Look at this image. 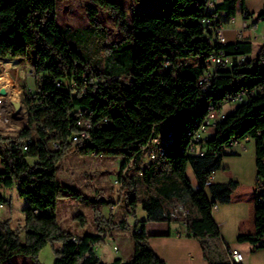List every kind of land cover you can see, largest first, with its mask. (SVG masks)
Returning a JSON list of instances; mask_svg holds the SVG:
<instances>
[{
    "label": "trees",
    "instance_id": "obj_1",
    "mask_svg": "<svg viewBox=\"0 0 264 264\" xmlns=\"http://www.w3.org/2000/svg\"><path fill=\"white\" fill-rule=\"evenodd\" d=\"M61 1L0 0V59L9 66L4 59L22 60L34 49L36 74V89L25 94L28 125L15 135L0 133V189L16 188L28 202L24 240L8 220L0 221V264H41V251L56 241L62 246L55 250L54 264H107L95 247L103 233L128 228L126 220L114 222L97 208L98 234L75 236L50 212L63 197L98 205L58 179V165L73 148L81 155L123 159L126 172L120 180L130 188L129 204L146 212L134 224L131 259L110 264H167L151 247L146 224L181 218L199 239L208 264H232L230 259L213 260L211 243L223 241L214 217L217 203H248L249 216L238 223L237 241L251 244L252 251L264 249V45L247 59L250 42L210 41L221 26L216 12L234 16L239 0H223L215 11L208 10L212 0H166L165 12L135 14L131 20L121 0H89L98 66L65 39L58 24ZM100 9L114 18L123 35L120 41L109 42L107 28L97 18ZM256 16L263 19L264 9ZM220 54L232 57V65L209 64ZM209 71L212 80L202 85ZM70 82L74 85L66 88ZM238 96L242 99L236 107L220 116L224 105ZM79 110L91 127L87 137L74 142L81 130ZM209 117L213 134L194 142ZM167 131L171 136L165 153L143 166L142 147ZM245 139L255 141L256 182H213V173L230 171L223 166L226 150ZM53 141L61 142L59 149H53ZM195 145L200 153L191 152ZM189 166L199 187L187 174ZM129 169L136 173L127 174ZM7 204L0 194V206ZM178 206L187 210L184 217L174 214ZM19 256L29 263L17 261Z\"/></svg>",
    "mask_w": 264,
    "mask_h": 264
},
{
    "label": "rangeland",
    "instance_id": "obj_2",
    "mask_svg": "<svg viewBox=\"0 0 264 264\" xmlns=\"http://www.w3.org/2000/svg\"><path fill=\"white\" fill-rule=\"evenodd\" d=\"M90 4L89 0L61 1L58 8V24L70 46L77 48L91 65L98 66L101 62V56L92 43L95 36L89 30L90 21L87 6ZM120 4L127 10L128 20H131L135 14L165 12L167 10L166 0H144L141 4L133 0H121ZM97 18L106 26L109 42H118L122 39L123 35L110 14L100 9ZM34 59V49H29L28 55L22 60L4 59L11 62L9 66L0 59V89L5 91L4 94L0 93V96L4 99V107L0 115L1 134L15 135L29 123L25 94L36 89V74L32 67ZM68 85L72 86L74 83H67L66 88H68ZM235 107L236 105L226 104L223 108L224 113L233 110ZM213 132L214 130H211L210 134H213ZM243 145L245 149L240 155H229L233 153L226 151L227 154L223 158V163L224 167L226 166L230 171L221 170V172L225 176L229 175L232 179L245 180L243 183H255V141L248 139L243 142ZM232 150L235 154L240 153L236 149ZM144 154L146 153L144 152ZM243 155L246 157H244V162H241L237 157ZM148 163L149 159L144 156L142 165L145 166ZM122 164L123 159L93 154L81 155L73 148L58 165V179L63 185L78 189L90 199L95 198L98 205L85 203V201L78 198L63 197L56 207L50 211L56 215L61 227L73 234H98L97 208L101 210L105 217L113 216L114 222L126 220L129 224L128 228L113 229L114 236L107 237L106 240L103 239L97 245V250L100 249L98 250L101 255L100 258L108 264L112 257L116 255L111 247L114 242L122 250L133 252L132 234L134 224L137 220H143L144 215H146L141 205L133 209L129 204L130 188L124 187L120 180ZM130 166L134 168L133 162H130ZM253 167L255 169L254 178ZM2 168L3 165L0 160V169ZM131 169L127 171V174L136 173L135 170ZM187 174L192 183L198 186V180L191 166L188 167ZM140 184L141 182L137 181L139 188ZM0 194L9 200V204L0 206V221L8 220L9 226L18 232L24 240L26 224L24 209L28 206L27 200L19 195L16 188H2ZM102 200L107 201L103 206L101 205ZM111 204H117L114 213L109 207ZM184 216L182 215V217ZM211 244L214 261H229L230 257L224 247V241H214ZM235 244L236 242L232 245ZM59 248H61V242L48 243L40 253L42 263L53 264L55 250ZM109 255H111V258H108Z\"/></svg>",
    "mask_w": 264,
    "mask_h": 264
},
{
    "label": "crops",
    "instance_id": "obj_3",
    "mask_svg": "<svg viewBox=\"0 0 264 264\" xmlns=\"http://www.w3.org/2000/svg\"><path fill=\"white\" fill-rule=\"evenodd\" d=\"M222 1L223 0H212V10L215 11L216 5ZM263 9L264 0H239L237 3V12L234 16H229L225 10H218L216 12L217 17L221 20V27L227 40L226 43H251L252 51L247 54V59L254 58L260 51L261 46L264 45V18L259 19L256 16V14L263 11ZM246 12H248V15H246ZM246 140L248 139L239 141L233 146V149L240 151L238 155L244 152L245 146L243 142ZM244 157L246 156L243 155L237 158H239L241 162H244ZM241 166L243 167L244 165ZM254 173L255 169L253 167V178ZM229 179L230 176L223 175L221 171L216 172L212 177L213 182H226ZM243 181L242 179L240 180V182ZM195 187H199V182L198 186L196 185ZM248 216L249 205L246 202L217 203L214 209V217L220 227L224 247L227 251L229 248L239 250L244 256L243 264H264V249L252 251L251 244L237 242L238 223L240 220L248 218ZM145 218L146 215H144V219ZM146 231L151 247L167 264H208L204 257L199 239L188 231L187 224L183 218L173 221L148 222L146 224ZM74 235L79 236L83 234ZM101 236L106 240L107 237H113L114 232L107 231ZM235 242L236 244L232 245ZM111 247L116 255L112 257L110 263L116 259H121L123 262H127L131 259L133 252L122 250L116 242H114ZM95 249L99 257H101L98 251L100 249L97 250V246ZM108 258H111V255H109ZM17 261L29 263V261L22 256H19ZM40 262L41 264H45L42 263L41 260Z\"/></svg>",
    "mask_w": 264,
    "mask_h": 264
},
{
    "label": "built area",
    "instance_id": "obj_4",
    "mask_svg": "<svg viewBox=\"0 0 264 264\" xmlns=\"http://www.w3.org/2000/svg\"><path fill=\"white\" fill-rule=\"evenodd\" d=\"M211 8V4L208 7V10H210ZM214 36L210 39L211 42H213L214 40H217L220 43H226V37L224 36L223 33V29L222 27H216L215 31H214ZM233 63V58L230 56H226L224 54H220L217 56H213L210 60H209V64H212V66H215V68L218 65H221L222 67H228L230 65H232ZM212 73L213 71H209L206 76H204L203 78H201L200 83L203 84H207V82H210V80H212ZM242 99V96H238L235 97L233 99H231L229 102H227L226 104H230V105H234L237 102H239ZM225 104V105H226ZM4 105V99L2 98V96H0V115H1V111L3 110V106ZM224 105V106H225ZM79 119H78V125L81 127V130L79 133L75 134L73 136V141L74 142H78L79 139L81 138H85L88 136V130L91 127V124L89 121L85 120L84 118H82V110H79ZM220 116H224V109L221 111ZM214 123L213 118L209 117L205 120V122L200 126L199 130L196 132V134L193 137V141L194 142H201L202 140L207 138V134L210 131V127L211 125ZM168 128V127H167ZM171 136V133L165 132L159 135H155L149 142L147 145L142 147V151L145 152L146 157L149 160L155 159L160 155H163L165 153L166 147L168 145V141L169 138ZM29 143V142H28ZM238 141H236L235 143H233V146L235 144H237ZM61 145L60 141H53L52 142V147L53 149H59ZM233 146L231 148H228L226 151L230 152V153H235L232 149ZM24 149H28L27 145L24 146ZM232 150V151H231ZM201 147L200 145H195L192 149L191 152H196V153H200ZM126 172V169L121 171V175L123 176ZM215 173L212 174L211 178L213 177ZM122 182V181H121ZM110 209L112 210V212L114 213V211L117 209V204H111ZM187 213V210L183 207V206H178L176 208H174V214L175 215H185ZM228 254L230 257V261L232 264H243L244 262V256L243 254L237 250V249H233V248H229L228 249Z\"/></svg>",
    "mask_w": 264,
    "mask_h": 264
},
{
    "label": "water",
    "instance_id": "obj_5",
    "mask_svg": "<svg viewBox=\"0 0 264 264\" xmlns=\"http://www.w3.org/2000/svg\"><path fill=\"white\" fill-rule=\"evenodd\" d=\"M0 93H1V94H4L5 91H4L3 89H0Z\"/></svg>",
    "mask_w": 264,
    "mask_h": 264
}]
</instances>
